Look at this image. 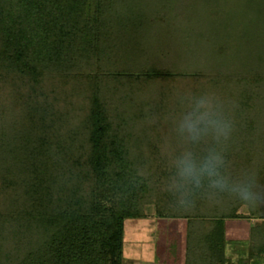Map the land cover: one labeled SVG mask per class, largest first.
Listing matches in <instances>:
<instances>
[{
    "label": "trees",
    "instance_id": "16d2710c",
    "mask_svg": "<svg viewBox=\"0 0 264 264\" xmlns=\"http://www.w3.org/2000/svg\"><path fill=\"white\" fill-rule=\"evenodd\" d=\"M147 201L182 264L264 262V0H0V264H123Z\"/></svg>",
    "mask_w": 264,
    "mask_h": 264
},
{
    "label": "rangeland",
    "instance_id": "374dc122",
    "mask_svg": "<svg viewBox=\"0 0 264 264\" xmlns=\"http://www.w3.org/2000/svg\"><path fill=\"white\" fill-rule=\"evenodd\" d=\"M159 57L160 55H157L156 59L159 60ZM156 65L158 64L156 63ZM69 81L70 83L66 84L65 87H60L62 90L66 89V91H69L67 92V98L65 95L62 100L67 107H76L75 112L77 113L85 104L83 98L86 94L82 92L77 93V90L72 92L71 86L74 83L71 80ZM136 92H134V95L138 98L140 93L139 91ZM151 92L152 90H146L142 97L144 99L140 100L145 101V97H147V101L148 98H152L155 102L154 96L157 92ZM120 94H122V91L118 88V91L114 92L112 96L107 95L104 98V101L108 102L109 109L111 108L109 105L114 106L117 104ZM142 127L141 122H137V125L132 130L134 132L133 136ZM143 212L145 218L128 219L124 222L123 264H182L185 252V219L157 217L155 215V204L152 201H147L144 204ZM238 212L240 214L247 213L246 206L241 205ZM249 222L245 219H234L226 222L225 237L227 243L225 245V252L232 262H236L239 255H241L240 252L244 250Z\"/></svg>",
    "mask_w": 264,
    "mask_h": 264
},
{
    "label": "crops",
    "instance_id": "0c3cea01",
    "mask_svg": "<svg viewBox=\"0 0 264 264\" xmlns=\"http://www.w3.org/2000/svg\"><path fill=\"white\" fill-rule=\"evenodd\" d=\"M123 251V250H122Z\"/></svg>",
    "mask_w": 264,
    "mask_h": 264
}]
</instances>
